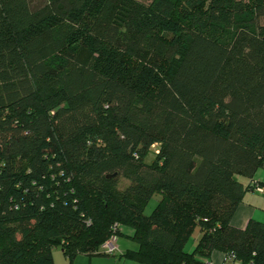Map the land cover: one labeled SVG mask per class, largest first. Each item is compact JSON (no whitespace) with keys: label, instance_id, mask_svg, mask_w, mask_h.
Listing matches in <instances>:
<instances>
[{"label":"trees","instance_id":"1","mask_svg":"<svg viewBox=\"0 0 264 264\" xmlns=\"http://www.w3.org/2000/svg\"><path fill=\"white\" fill-rule=\"evenodd\" d=\"M263 20L264 0H0V264L109 256L115 226L126 260L264 264V222L230 224L264 168Z\"/></svg>","mask_w":264,"mask_h":264},{"label":"rangeland","instance_id":"2","mask_svg":"<svg viewBox=\"0 0 264 264\" xmlns=\"http://www.w3.org/2000/svg\"><path fill=\"white\" fill-rule=\"evenodd\" d=\"M35 4H41L43 2V0H32ZM144 1H148V0H144ZM264 22V20H263ZM152 156L151 154H149L146 157V161L149 162L151 160ZM236 179H238L240 182H242V184H246L248 182V178L244 177V176H235ZM254 180H258L259 182H261V187L263 189L262 193H258L254 190H248L247 191V195L246 198L248 199L249 197H251L249 194L251 192H253L254 196H261L264 194V168H258L256 170V172L254 173L253 176ZM128 183L127 180L120 178L119 180V188H122L125 186V184ZM160 199V194L159 193H154V195L150 198V200L147 202L145 208H144V214L148 215L150 214L154 207L156 206L158 200ZM246 200V199H244ZM263 213V212H262ZM128 230H124L122 232L121 235L117 236V250L115 251V253L113 255H109V256H99V255H95V256H91L90 258H92V264H95V262L97 264H140L131 260H126L124 258H119L120 254L125 251L126 249H132L134 250L135 247H137V244L132 241L128 236ZM199 236V230L197 228L194 229V231L192 232L191 236L189 237V239L187 240V242L184 245V250L186 252H191L196 244L197 238ZM52 258H53V264H67L68 262V258L62 253L60 246H54L52 247ZM88 258V256H86L85 254H78L76 255V257L74 258L72 264H85L86 259H90ZM118 259H120V261H117Z\"/></svg>","mask_w":264,"mask_h":264},{"label":"crops","instance_id":"3","mask_svg":"<svg viewBox=\"0 0 264 264\" xmlns=\"http://www.w3.org/2000/svg\"><path fill=\"white\" fill-rule=\"evenodd\" d=\"M247 191L244 193L242 201L236 206L230 218V224L234 227L244 228L251 219L264 222V194L261 196H254L253 192L249 191L251 197L247 199L246 198V195L248 194ZM124 230H126V228H123L122 232ZM129 234H131L130 230H128V234H127L128 237ZM136 248L137 247H135V249ZM208 259L213 264H223L225 258L221 252L213 251ZM92 260H93L92 258L86 259L85 264H92L93 263ZM117 261H120V259H118ZM95 264L97 263L95 262ZM231 264H239V262L237 260H234L231 262Z\"/></svg>","mask_w":264,"mask_h":264},{"label":"built area","instance_id":"4","mask_svg":"<svg viewBox=\"0 0 264 264\" xmlns=\"http://www.w3.org/2000/svg\"><path fill=\"white\" fill-rule=\"evenodd\" d=\"M252 190L258 192V193H262L263 189L261 187V184L258 180H252ZM113 232L112 234L109 236V238L102 244L100 245V250L101 252L105 253L106 255H112L115 253V251L117 250V235L115 233L116 230V226L112 228ZM205 264H213L211 261H206Z\"/></svg>","mask_w":264,"mask_h":264}]
</instances>
